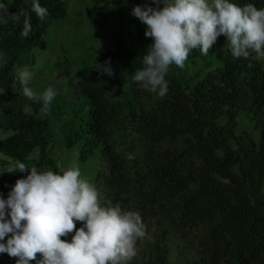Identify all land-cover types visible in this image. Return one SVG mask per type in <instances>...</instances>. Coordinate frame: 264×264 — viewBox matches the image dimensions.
I'll return each mask as SVG.
<instances>
[{
	"label": "trees",
	"instance_id": "obj_1",
	"mask_svg": "<svg viewBox=\"0 0 264 264\" xmlns=\"http://www.w3.org/2000/svg\"><path fill=\"white\" fill-rule=\"evenodd\" d=\"M65 2L39 0L49 11L40 21L32 0H11L9 14L28 12L31 32L21 36L24 17L0 21V54L7 60L0 64V90L14 86L13 68L24 51L43 48L42 35L63 16ZM230 2L264 8V0ZM142 42L118 39L101 49L97 63L110 60L113 76L97 72L95 62L79 69L78 102L69 107L58 102L41 114L40 103L13 94L0 112V155L60 173V153L77 146L88 181L114 205L139 212L146 225L132 264H264V61L233 58L229 49L220 56L195 49L186 73L170 67L164 98L151 93L153 102L140 101L145 90L132 77L149 47ZM122 87L129 100L120 98ZM241 119L258 139L237 134ZM27 175L0 173V197L7 199ZM73 234L61 239L70 242ZM15 260L0 253V264Z\"/></svg>",
	"mask_w": 264,
	"mask_h": 264
},
{
	"label": "clouds",
	"instance_id": "obj_2",
	"mask_svg": "<svg viewBox=\"0 0 264 264\" xmlns=\"http://www.w3.org/2000/svg\"><path fill=\"white\" fill-rule=\"evenodd\" d=\"M31 12L40 21L49 15L39 0H32ZM9 15L16 22L24 17L21 36L27 38L31 32L28 12L9 14L8 4L0 2V21L6 23ZM131 15L147 26L145 36L153 41L132 80L160 98L169 91L170 67L183 69L195 49L208 55L220 36L226 38L233 58L255 53L264 60V8L252 3L151 0L150 5L134 6ZM6 62L0 54V64ZM94 67L100 74L113 76L110 60L104 64L95 60ZM32 75L27 67L17 72L22 95L40 103L41 114H48L57 93L52 87L35 92L29 87ZM14 172L28 175L16 180L7 199L0 197V253L16 258V264H131L137 257V241L148 236L141 215L106 200L94 184L82 178L75 162L60 173L17 162L8 170ZM77 222L81 227L77 228ZM70 234V242L61 239Z\"/></svg>",
	"mask_w": 264,
	"mask_h": 264
},
{
	"label": "rangeland",
	"instance_id": "obj_3",
	"mask_svg": "<svg viewBox=\"0 0 264 264\" xmlns=\"http://www.w3.org/2000/svg\"><path fill=\"white\" fill-rule=\"evenodd\" d=\"M0 2L8 4V8L11 4V0H0ZM146 4L150 5L151 0H66L63 16L53 20L45 30L42 37L43 48L35 46L21 54L20 61H17L13 68L14 76L17 79V72L27 67L33 74L29 87L37 93L52 87L57 95L51 105L59 102L61 107L71 106L70 103L73 101L78 102L74 97L77 70L84 65H92L95 60L103 62L98 53L101 49L109 47L118 39L126 45L141 40L146 46L153 43L150 37L145 36L147 26L131 15L134 6ZM226 49H228L226 38L220 36L210 48V52L220 56ZM249 57L264 61L257 59L255 53H251ZM180 70L179 73H186L185 69ZM22 87L17 79L10 91L0 90V112L13 94H20L25 101H30L22 95ZM117 90L120 92V98L124 100L131 98L126 87ZM139 95L140 101L148 99L153 102L151 92L145 90V93L140 92ZM240 125L242 128L238 130V135H253L258 139V132L253 130L245 119L240 120ZM77 152V146L69 150L64 149L60 153L62 157L58 165L63 171L75 162L81 170L82 178L89 180L88 173H85L86 167L77 161ZM14 165L12 160L0 155V173L8 171ZM90 167L94 173L96 161L91 162L88 168ZM145 242V239L137 241L138 254L142 251ZM176 242L181 243L179 239L174 238L173 243ZM171 246L173 247L172 243Z\"/></svg>",
	"mask_w": 264,
	"mask_h": 264
}]
</instances>
